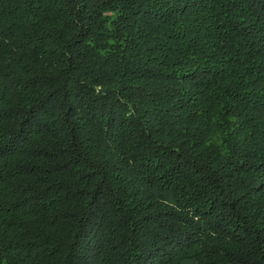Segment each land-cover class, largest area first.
<instances>
[{
	"label": "trees",
	"instance_id": "16d2710c",
	"mask_svg": "<svg viewBox=\"0 0 264 264\" xmlns=\"http://www.w3.org/2000/svg\"><path fill=\"white\" fill-rule=\"evenodd\" d=\"M0 264H264V0H0Z\"/></svg>",
	"mask_w": 264,
	"mask_h": 264
}]
</instances>
